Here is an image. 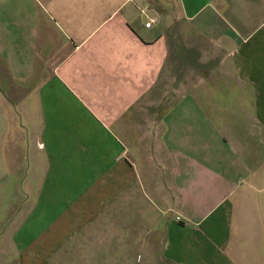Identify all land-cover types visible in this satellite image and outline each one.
I'll return each mask as SVG.
<instances>
[{
    "label": "crops",
    "instance_id": "1",
    "mask_svg": "<svg viewBox=\"0 0 264 264\" xmlns=\"http://www.w3.org/2000/svg\"><path fill=\"white\" fill-rule=\"evenodd\" d=\"M12 180L0 264H264V0H0Z\"/></svg>",
    "mask_w": 264,
    "mask_h": 264
},
{
    "label": "rangeland",
    "instance_id": "2",
    "mask_svg": "<svg viewBox=\"0 0 264 264\" xmlns=\"http://www.w3.org/2000/svg\"><path fill=\"white\" fill-rule=\"evenodd\" d=\"M23 124H24V119L21 118L20 125ZM15 182L16 181L14 180L10 181V184L6 186L7 189L4 191V194L1 193V189H0V226L3 229H7V227L10 225V221L14 214V211L10 212V210L13 201L15 200V197L9 193L10 192L9 188H12Z\"/></svg>",
    "mask_w": 264,
    "mask_h": 264
},
{
    "label": "built area",
    "instance_id": "3",
    "mask_svg": "<svg viewBox=\"0 0 264 264\" xmlns=\"http://www.w3.org/2000/svg\"><path fill=\"white\" fill-rule=\"evenodd\" d=\"M153 21V19H150L148 22H145L146 27L150 28L152 26Z\"/></svg>",
    "mask_w": 264,
    "mask_h": 264
}]
</instances>
